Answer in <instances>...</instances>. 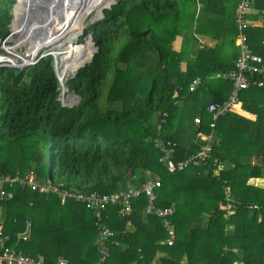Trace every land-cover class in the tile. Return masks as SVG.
Wrapping results in <instances>:
<instances>
[{
    "label": "trees",
    "instance_id": "obj_1",
    "mask_svg": "<svg viewBox=\"0 0 264 264\" xmlns=\"http://www.w3.org/2000/svg\"><path fill=\"white\" fill-rule=\"evenodd\" d=\"M15 1L0 0V40L10 33ZM253 3L249 45L264 61V0ZM227 6L225 0H116L103 8L78 47L77 67L92 53L87 35L92 36L91 61L64 81L78 97L71 106L60 99L51 54L16 75L14 68L0 67V174H30L86 194L138 189L158 175L155 205L174 207L167 217L174 241L168 244L162 218L145 213L144 192L129 200V210L122 202L88 208L72 197L61 203L53 193L15 185L9 188L12 198L0 196V228L9 244L43 264L59 258L72 264H264V186L254 183L264 177V75L258 77L262 86L251 85L240 95L243 110L256 119L240 108L242 114L219 116L210 157L202 163L170 173L154 147V139L172 140L174 160L198 151L200 144L178 142L186 113L193 108L205 115L199 126H210L204 98H226L231 82L219 78L214 87L205 76L234 66L235 54L226 46L236 28ZM216 22L222 24L214 34L210 24ZM209 33L218 45L198 46L197 35ZM177 36L185 51L175 49ZM76 59L74 51L67 64H58L60 75L72 73ZM195 76L207 86L189 91ZM26 221L30 233L22 241L18 235ZM95 221L113 233L104 261L96 249L102 239Z\"/></svg>",
    "mask_w": 264,
    "mask_h": 264
},
{
    "label": "built area",
    "instance_id": "obj_2",
    "mask_svg": "<svg viewBox=\"0 0 264 264\" xmlns=\"http://www.w3.org/2000/svg\"><path fill=\"white\" fill-rule=\"evenodd\" d=\"M254 0H239L234 10L235 21L238 27V34L236 37V45L238 47V53L234 60V67L227 73H221L224 78H227L231 82L232 90L226 99L222 101L210 103L206 110L211 116L210 127H214L216 119L227 112H231L235 109L236 104L239 101V95L242 90L249 88L251 85L261 86L263 85L262 79L259 76L264 75V61L263 58L248 47L247 44V27L248 21L246 19V13L251 8ZM2 47V46H1ZM3 48V47H2ZM6 55L0 52V67L3 65ZM12 65H16L11 62ZM197 79L189 84L188 89L193 91L198 84ZM165 115V114H163ZM195 123L200 122L199 117L194 118ZM154 147L159 150L161 156L159 160L164 163L166 169L170 173L183 170L187 165H198L208 159L210 154V145L205 144L198 151L189 155L188 157L174 160L173 153H175V143L169 139H154ZM217 159L214 160L216 163ZM224 167L222 163H218L217 168L221 170ZM18 185L20 187H27L37 192L53 193L58 196L61 203H64L67 198H74L85 202L88 208H94L98 206L104 208L109 203L122 202L125 205V209L131 208L129 200L135 196L140 195L144 192L147 198L148 204L145 209V213H156L157 216L163 220V225L168 229L169 237L166 239L168 244H172L174 241V234L172 224L169 222L167 217L174 214V207H159L155 205L157 194L156 189L161 186V179L158 175H155L153 179L145 182L141 188L133 189L128 188L124 190L119 188L112 192H92L90 194L70 191L67 188H60L57 185L52 184L49 180L46 183L39 182L34 179L32 175L18 176V175H0V196L12 198L13 193L9 188ZM230 206L228 205V208ZM98 220L99 214H97ZM99 226L100 238L102 241H98L96 246L97 251L100 253V257L104 260L108 257L109 252L106 247V241L113 237V233L109 228L102 226V224L96 222ZM30 233V224L26 221V228L23 233L19 234L18 237L22 241H25ZM10 240L8 234H3L0 228V264H43L41 258H33L30 255L24 254L22 251L15 249L11 244H7ZM55 264H72L66 259L59 258Z\"/></svg>",
    "mask_w": 264,
    "mask_h": 264
},
{
    "label": "bare ground",
    "instance_id": "obj_3",
    "mask_svg": "<svg viewBox=\"0 0 264 264\" xmlns=\"http://www.w3.org/2000/svg\"><path fill=\"white\" fill-rule=\"evenodd\" d=\"M110 1L112 0H75L73 2H69L64 7H61V9H59V7H55L56 12L61 10L60 11L61 13L60 15L62 16L61 19L59 20L57 19L58 20L57 21L56 18L58 17V15L57 13H55L51 15L52 21L49 22L47 27L45 28L37 27L35 29L32 27L33 30H31V28H28L24 32V35L26 36L24 40L26 41V43L29 42L28 45L29 48H27V52H28L27 54H29L31 59H33L39 48L44 47L46 49L51 47L50 49L55 53V55L60 57L58 64H67L74 54V50L71 49L72 48L71 46L74 41L72 38L76 37V34L79 32L83 18L90 13H94L93 17H96L101 13L100 10L102 6L108 4ZM29 3L30 0H20V4L18 3L19 9H18V4L16 6V13L18 14V12L21 13L22 11L25 10L27 11L26 5ZM50 8L53 9V7L49 5L48 9ZM29 25L32 26L34 24L29 23ZM17 27L19 29H22L19 24L17 25ZM17 27L15 26L13 27L15 32L18 31ZM41 33H46L45 37L42 39V41H40V43L36 47L32 48L30 45V42H32V37L35 38L37 37V35ZM20 37L23 38V36ZM21 42H23V40ZM64 43H66L67 46L61 49L62 51L54 49L55 46L63 47ZM16 46H18V44L8 47V51H12L11 52L12 56L6 57V60L15 63L17 62V58H19L21 62L22 60L26 61L23 57H21L18 53H16V51L15 52L13 51ZM76 68L77 66H75V69Z\"/></svg>",
    "mask_w": 264,
    "mask_h": 264
},
{
    "label": "rangeland",
    "instance_id": "obj_4",
    "mask_svg": "<svg viewBox=\"0 0 264 264\" xmlns=\"http://www.w3.org/2000/svg\"><path fill=\"white\" fill-rule=\"evenodd\" d=\"M19 4H20V2H19ZM19 4H18V9H19ZM71 7H72V5H71ZM72 9V8H71ZM15 12H16V8H15ZM13 14V13H12ZM93 15H94V13H90V14H88V15H86L84 18H83V20H82V23H81V27H80V30H79V32L76 34V37H73L72 39L74 40L73 41V44H72V48L71 49H73L76 53H77V61L75 62V64H76V66H77V64L80 62V60H81V57H80V55H79V53H80V50H79V48L78 47H80V46H84L85 44H79L80 42H82V35L84 34V30L86 29V27L89 25V24H92V22H94V21H96V20H98V19H100L101 17H100V15L101 14H99V15H97L96 17H93ZM190 15V14H189ZM14 17V16H13ZM13 17H12V19H13ZM90 17H91V19H90ZM95 18V19H94ZM216 23H218V24H216V25H211L210 24V27H211V29H212V31H213V33L215 34V31L218 29V27L222 24V23H219V22H216ZM15 26V25H14ZM33 27V26H32ZM58 28V27H57ZM210 34V33H209ZM10 36V37H9ZM9 36H6L5 38V40H6V42H4V41H0V52L1 53H3V55H6V57H8V56H12V51H8V47H10V46H13V45H15V44H18V46H16L15 48H14V52L16 51V53H18L21 57H23L26 61H24V60H22V62H21V60L19 59V58H17V62L15 63L16 64V66L14 65H12V63H11V61H8V60H4V62H3V65L1 66V67H8V68H16V69H18V70H20V69H22V68H24L25 66H28V65H32V64H34L35 63V58H37V56L38 55H40V53H42L44 50L47 52H53L50 48H44V47H42V48H39L38 49V51H37V53H36V56L33 58V59H31V57L29 56V54H27L28 52H27V48H29V42L28 43H26V41L24 40V38H22V37H20V42L23 40V42H19V39H18V37H19V34H12L11 33V35H9ZM178 37H182V36H177V38ZM35 38H37V37H35ZM35 38H34V40L32 41V42H30V45H31V47L33 48V47H36L39 43H40V41H42V39L43 38H38V39H36L35 40ZM179 39V38H178ZM26 45H24V44ZM181 44V46L180 47H178V42H176V40H175V43H174V46H176V50H178V51H185V49H187V46H186V44H183L182 45V43H180ZM87 45V44H86ZM3 48H2V47ZM67 45H66V43H64L63 44V47L62 46H55L54 47V49L55 50H61V49H63L64 47H66ZM62 51V50H61ZM48 52L46 53V54H48ZM92 52H94V51H92ZM25 53V54H24ZM53 58H54V61H56V63H57V66H58V62H59V60H60V57L59 56H57V55H55V56H53ZM16 61V60H15ZM89 63V62H88ZM87 64V63H86ZM141 64V63H140ZM144 64H145V61L144 62H142V65L144 66ZM18 65H20V66H18ZM53 65H54V63H53ZM60 68H61V64H60ZM60 68L59 67H57V71H59V73H60ZM79 68V67H78ZM77 68V69H78ZM77 69H75L72 73H69L67 76H62V75H60L62 78H64V81L66 80V79H68V78H70V77H72L74 74H75V72H76V70ZM54 71H55V68H54ZM56 72V71H55ZM64 81H63V83H64ZM138 82L136 81L135 82V86H136V84H137ZM60 99H61V101L63 102V104H65V105H69V106H71V105H74L75 103H77L78 102V97L74 94V93H68V91H67V88L65 87V90L63 89L62 91H61V93H60ZM207 100V98H204V101H206ZM177 104H179L180 102L178 101V102H176ZM193 108L190 110V112L188 111L187 113H186V116H185V118H184V126H183V128L181 129V131H180V133H179V135H177V138L180 140H187V139H192V138H194L195 136H196V134H197V127L193 124V122H192V115H193ZM244 115H246V114H244ZM186 130H187V133L189 134V135H187L186 136ZM214 135V134H213ZM182 142H184V141H182ZM47 169H48V165H47ZM57 177L55 176V179H56ZM254 183H257V184H259V185H262V186H264V177H260L258 180H255L254 181ZM44 206V205H43ZM43 206H40L39 208H38V210H43L44 209V207ZM39 218H41V217H39ZM48 220H46V222H47ZM29 224H30V222H29Z\"/></svg>",
    "mask_w": 264,
    "mask_h": 264
},
{
    "label": "crops",
    "instance_id": "obj_5",
    "mask_svg": "<svg viewBox=\"0 0 264 264\" xmlns=\"http://www.w3.org/2000/svg\"><path fill=\"white\" fill-rule=\"evenodd\" d=\"M225 2H226V5H228L227 6V8H229V11H228V14L227 15H232V25L231 26H233V28H236V33H234L235 35H233L234 37H233V42H232V44L231 45H227L226 46V50L227 51H230V52H233L234 54H235V58H236V55H237V53H238V47H237V45H236V37H237V34H238V27H237V24H236V21H235V16H233L234 15V10H235V7H236V5H237V3L239 2V0H236L235 1V5H234V2H233V4H231V0H225ZM231 4V5H230ZM254 4V3H253ZM253 6L254 5H252L251 6V8L248 10V12L246 13V19H247V21H248V27H247V30L249 29V28H251V23H250V21H249V17H247V15L249 16L251 13H253L255 10H254V8H253ZM198 9H199V6H198ZM197 9V10H198ZM198 12V11H197ZM252 21V20H251ZM253 23H256V22H253ZM255 25V24H254ZM256 25H258L257 23H256ZM179 38V39H178ZM176 37V42H178V47H180L181 46V42H182V37ZM197 45L198 46H207V47H213V46H217L218 45V43H219V40H218V38L216 37V36H213V35H210V34H202V35H197ZM247 38H248V34H247ZM174 43H175V41H174ZM247 44H248V47L252 50V52H254L255 54H257V55H259V56H261L260 54H258L257 52H255L251 47H250V45H249V38H248V40H247ZM175 49H176V46H175ZM262 57V56H261ZM181 66H182V68H184L185 67V62H182L181 63ZM234 67V66H233ZM228 72V71H227ZM221 73H223V70H221V69H217L216 71H215V73H213L211 76H205V78L208 80V83L210 84H213V86H214V82H215V80H217V79H219V78H222V79H225V80H227V78H224L222 75H219V74H221ZM16 75V74H15ZM193 79H197L199 82H198V84H197V87L194 89L195 91L196 90H203V88H204V86H207V84L205 85L203 82H202V79L199 77V76H195L194 78H192V80L189 82V84L193 81ZM189 84H188V86H189ZM262 86V85H261ZM215 87V86H214ZM212 88L211 90H210V95L212 96V94L213 95H215V93H214V91H216V89L215 88ZM222 87L223 86H221L220 88L222 89ZM220 88L218 89V90H220ZM189 90V89H188ZM193 90V91H194ZM231 90H232V87H231V85H230V87H229V90H227V93H224L225 95H226V98L228 97V95H229V93L231 92ZM190 91V90H189ZM203 93V92H202ZM241 95V94H240ZM240 95H239V101H238V104H236V107H235V109L233 110V111H231L232 113H238V114H242L241 113V111L238 109V107L243 111V114L242 115H244V114H246V115H244L245 117H248V118H250V119H252V120H255L256 119V115H254V114H252V113H249V112H246V111H244L243 110V108H242V102H241V97H240ZM210 98V97H209ZM226 98H224V99H226ZM221 99V98H220ZM220 99H216V100H214V99H208L207 98V100H206V105H205V107H204V111H206L207 112V110H206V107L210 104V103H213V102H218V101H221ZM205 102V101H204ZM193 115H192V122H193V124L197 127V134H196V136L194 137V138H192V139H187V140H178V142L179 143H182V144H184V145H189L190 143H195V144H200V147H202L203 145H205V144H209L210 145V140H211V137L213 136V133H214V127H211L210 128V133L209 132H206V131H208L207 129H208V127H210V126H208V122L206 123H204L203 125V127H200L199 126V124H200V122H202V119L205 117V115H203V116H201L200 114H198L197 112H195V110L193 109ZM205 112V113H206ZM208 113V112H207ZM227 113H229V112H227ZM226 114V113H225ZM224 115V114H223ZM221 116V115H220ZM195 117H199L200 118V122L199 123H195L194 122V118ZM186 136L187 135H189L188 133H187V130H186ZM197 139H201L202 141H205V143H201L200 141H198ZM172 141V140H171ZM182 141H184V142H182ZM175 143V142H174ZM176 144V143H175ZM200 147H199V149H200ZM208 153H209V151H208ZM0 175H4V174H0ZM5 175H11V176H14V175H18L19 176V174H18V172H16V173H14V174H12V173H10V174H5ZM26 175H29V174H26ZM26 175H20V176H26ZM35 176V175H34ZM36 177V176H35ZM131 185H133V184H131ZM39 193H43V194H48L47 192H39ZM146 200H147V198H146ZM61 202V201H60ZM1 227V226H0ZM133 227V225L131 224V223H129V224H127V228H129V229H131ZM98 241H99V239L97 238V240H96V243H98ZM7 244H9V242L7 243ZM12 247H13V245H12ZM15 249H18L17 247H14ZM24 253V252H23ZM25 254V253H24ZM28 255V254H27ZM36 259V258H35ZM100 260L101 261H104V260H102L101 259V257H100Z\"/></svg>",
    "mask_w": 264,
    "mask_h": 264
},
{
    "label": "water",
    "instance_id": "obj_6",
    "mask_svg": "<svg viewBox=\"0 0 264 264\" xmlns=\"http://www.w3.org/2000/svg\"><path fill=\"white\" fill-rule=\"evenodd\" d=\"M73 1H75V0H37V1L36 0H30V3L26 5L27 11L25 10V11H22L21 13L18 12V14H17L15 12V8H16L17 4L20 2V0H16L14 5L12 6V13H13V16L15 17V21L20 25V27L23 29V33H24L28 28H31V30H33L32 26L34 29L37 27H43V28L47 27L49 22L52 21L51 15H53L55 13H57V15L59 17V18L57 17L56 20L61 19L62 18V16L60 15L61 10L56 12L55 7H59V9H61V7H64L69 2H73ZM114 3H116V0H112L108 4L102 6V8L100 10L101 11L100 17L102 16V9L103 8H109ZM49 5L52 6L53 9L52 8L48 9ZM29 23H33L34 25L30 26ZM45 35H46V33H41V34L37 35V38H44ZM87 39H89V41H90V46L92 47V51H95L96 46H95L94 42L92 41V36L90 34L87 35ZM48 53H50L52 56H55L54 52H48ZM92 55H93V52L88 57V59H86L78 67L84 66L86 63L90 62L92 59ZM18 66H20V65H18ZM57 67H58L57 63H56V61H54V68L56 71L55 73L58 76L62 90L63 89L65 90L63 78L59 75V73L57 71ZM13 72H14V74H17L19 72V70L15 68L13 70Z\"/></svg>",
    "mask_w": 264,
    "mask_h": 264
},
{
    "label": "clouds",
    "instance_id": "obj_7",
    "mask_svg": "<svg viewBox=\"0 0 264 264\" xmlns=\"http://www.w3.org/2000/svg\"><path fill=\"white\" fill-rule=\"evenodd\" d=\"M13 21V22H12ZM12 23H13V25H12ZM11 25H10V33L8 34V36L9 35H11V33L12 34H19V37H18V39H19V42H20V36H23V38H26V36L24 35V33H23V30L22 29H19L18 27H17V25H18V23L15 21V17H13V19L11 20V23H10ZM14 25H15V27H17L18 29V31L17 32H15L14 31ZM10 37V36H9ZM7 38V37H6ZM6 38H4V39H2V41H4V42H6ZM36 39H38V38H35V40ZM34 40V38L32 37V41ZM1 41V40H0ZM21 43V42H20ZM24 44V43H23ZM25 45V44H24ZM14 46V45H13ZM26 46V45H25ZM48 52V51H47ZM45 50L42 52V53H40V55H38L37 56V58H35V62L38 60V58H40L41 56H43V55H46V53H47ZM48 54H50V53H48ZM36 56V55H35ZM57 75V74H56ZM58 77V76H57ZM63 81H64V78H63ZM60 82V81H59ZM64 86H65V84H64ZM30 189V188H29ZM32 190V189H31ZM34 191V190H33Z\"/></svg>",
    "mask_w": 264,
    "mask_h": 264
}]
</instances>
